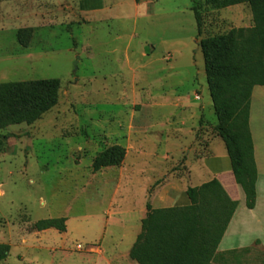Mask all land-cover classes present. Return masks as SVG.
Wrapping results in <instances>:
<instances>
[{"label":"rangeland","instance_id":"1","mask_svg":"<svg viewBox=\"0 0 264 264\" xmlns=\"http://www.w3.org/2000/svg\"><path fill=\"white\" fill-rule=\"evenodd\" d=\"M222 1L157 0L135 18V0H110L107 17L88 19L75 0H0V83L61 85L40 121L0 130V244L10 246L0 264H135L140 226L124 212L126 191L138 204L142 189L183 181L218 137L199 42L254 37L249 6ZM190 7L203 16L199 38ZM114 145L123 164L93 172ZM60 218L66 233L33 230Z\"/></svg>","mask_w":264,"mask_h":264},{"label":"trees","instance_id":"2","mask_svg":"<svg viewBox=\"0 0 264 264\" xmlns=\"http://www.w3.org/2000/svg\"><path fill=\"white\" fill-rule=\"evenodd\" d=\"M138 4L140 0H135ZM217 2L220 0H211ZM223 9L248 5L253 17L254 37L235 34L208 37L199 42L203 54L207 85L218 118L217 136L231 160L236 183L246 197V207H256L258 172L249 126L253 89L264 86V0H223ZM197 37L203 35V16L192 9ZM27 47L30 29L17 35ZM60 81L36 80L0 83V130L11 126L33 125L59 103ZM126 150L114 145L100 153L93 172L120 167ZM189 206L154 209L147 203V216L129 257L137 264H213L217 249L238 208L217 180L189 188ZM67 218L47 219L33 225L35 232L51 229L67 231ZM10 246L0 244V262L8 257Z\"/></svg>","mask_w":264,"mask_h":264},{"label":"crops","instance_id":"3","mask_svg":"<svg viewBox=\"0 0 264 264\" xmlns=\"http://www.w3.org/2000/svg\"><path fill=\"white\" fill-rule=\"evenodd\" d=\"M109 1L75 0V3L80 15L88 19H97L109 15V7H111ZM155 1L157 0H140L138 4L135 1V18L139 17L141 11L144 12L145 17H148L150 14L147 7ZM114 6L115 3L112 6L113 9ZM239 6L242 5L224 9L229 11ZM112 13H116V10H113ZM119 18H123V16ZM249 126L258 172L257 201L253 210L246 207V197L242 188L236 183L225 144L219 137H216L208 143L204 153L189 168V174L184 179L186 181L167 184L160 192L151 195L146 189H142V196L138 204L135 200L137 197L132 195L134 190L126 191L127 197L123 199V204H127L125 208L127 211L124 212L137 215L140 226L139 233L141 232V222L147 216V203H150L154 209L186 207L190 204L185 194L189 188L199 187L217 180L229 198L238 202V208L217 249L213 264H248L249 262L264 264V258L262 259L261 255L264 253V86H257L253 89Z\"/></svg>","mask_w":264,"mask_h":264}]
</instances>
